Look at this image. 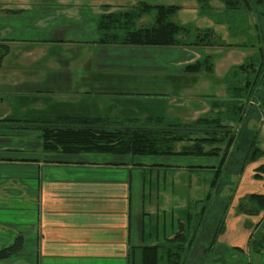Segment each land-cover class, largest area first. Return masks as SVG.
I'll list each match as a JSON object with an SVG mask.
<instances>
[{
    "label": "crops",
    "instance_id": "obj_1",
    "mask_svg": "<svg viewBox=\"0 0 264 264\" xmlns=\"http://www.w3.org/2000/svg\"><path fill=\"white\" fill-rule=\"evenodd\" d=\"M29 1L22 0L20 9L11 11L8 0H0V38L11 44L0 68V106L5 96L15 98L20 110L0 114V126L1 121L17 116L23 104L30 103L33 105L26 106L38 118L49 115L126 121L165 117L189 123L212 114V98L218 94L209 91V82L203 89L190 92L193 82L207 73L184 70L187 64L204 57L208 49L96 42L98 19L109 13L107 9L129 8L139 1L164 4L158 3L160 0H95L91 12L82 0L69 11H55L53 24L41 27L40 13H34L40 6ZM34 1L40 4V0ZM196 7L197 2L192 9L202 18ZM181 10L185 11L184 5L177 13ZM205 17L204 23H213L210 27L216 30V19ZM14 19L21 22L16 24ZM185 22L187 19H181L179 23L190 24ZM54 25H60L61 31L55 32L53 41L65 46V52L77 45L85 47L84 53L81 50L77 57L50 60L48 67L31 75L17 70L19 73L2 78L13 45L40 40L33 32ZM65 25L69 29L63 32ZM39 125L34 126L32 135L29 128L18 126L15 133L0 132V250L22 240V246L0 264H135L132 257L141 258L143 245L162 244L172 238L167 237L163 195L153 201L152 191L162 172L193 166L185 163L182 155L46 149Z\"/></svg>",
    "mask_w": 264,
    "mask_h": 264
},
{
    "label": "trees",
    "instance_id": "obj_2",
    "mask_svg": "<svg viewBox=\"0 0 264 264\" xmlns=\"http://www.w3.org/2000/svg\"><path fill=\"white\" fill-rule=\"evenodd\" d=\"M215 0H196L201 13H207ZM224 6L228 23L233 15L246 13L247 28L244 24L235 28L237 33H249L247 42L240 46L255 47L257 41L264 42V0H217ZM180 6L152 4L139 1L127 9L115 10L102 14L97 23V43L122 46L151 47H210L214 46L216 31L214 28H201L191 24H181L174 20ZM155 13L150 26L137 27L138 21L147 14ZM255 19L251 24V18ZM239 27V28H238ZM245 29V30H244ZM257 33L254 38L251 30ZM261 39V40H260ZM222 45H226L223 44ZM10 46L0 38V68ZM243 63L234 65L226 73V98H216L212 103V114L201 116L189 123L165 117H148L126 121H112L103 118H79L75 116L36 118L42 132L43 147L56 149L61 147L66 152L108 153L131 156L157 155H193L232 152L242 154L248 163L264 156L259 147L258 132L250 120L243 114L257 110L264 115V51L259 48L248 56ZM211 54L187 64L184 70L190 74L211 73L214 71ZM258 97V106L254 103ZM247 102V105H244ZM253 117H259L254 115ZM227 121V122H226ZM241 123V127L237 123ZM256 127V126H255ZM179 143H184L181 148ZM224 146V147H223ZM223 147V149H222ZM244 163V165H245ZM244 165L240 167L244 169ZM239 172L238 167H233ZM264 174V163L256 168V176ZM250 201L257 204L254 211L264 210V193H252ZM165 243L143 245L141 264H184V255L190 247V237L179 230ZM249 245L264 253V233L250 237ZM22 246L21 238L14 245L0 250V260L10 257ZM129 260V256H128ZM134 260V257H132Z\"/></svg>",
    "mask_w": 264,
    "mask_h": 264
},
{
    "label": "rangeland",
    "instance_id": "obj_3",
    "mask_svg": "<svg viewBox=\"0 0 264 264\" xmlns=\"http://www.w3.org/2000/svg\"><path fill=\"white\" fill-rule=\"evenodd\" d=\"M22 0H8L7 8L11 11L20 9ZM82 0H40L38 4L34 0L29 1L35 5H39L34 13H40V27L42 24H53L51 17L57 12H65L75 7ZM25 3V2H23ZM84 8L94 9L95 0H83ZM157 4L155 2H151ZM158 3L165 5L185 6V11H179L174 20L181 21L187 19V22L192 25L212 26L213 23H204L206 21V14H202L199 18L198 12L193 11L192 7L196 6V0H160ZM212 7L207 12L208 18L216 19L218 25L216 28L217 40L214 46L203 47L208 49L206 54H211L212 63L214 64V71L202 75V78L196 80L191 85L190 92L196 89H203V84L209 82V91L218 94L217 98H226V73L234 65L243 63L248 56L255 54L259 48H263L264 42L257 41L255 47H242L240 43L249 40L248 32L245 34L237 33L235 28L244 24L247 28L246 13L241 15H233L227 20V15L224 12V6L220 1L211 2ZM184 8V7H182ZM199 9V7H196ZM127 8H117V10ZM86 10V9H85ZM115 10L107 9V12ZM91 12V11H90ZM189 12V13H188ZM188 14V17L183 16ZM155 13L144 15L137 24V27L150 26L154 22ZM15 17V16H14ZM9 20V19H8ZM15 23L19 24L21 19H14ZM27 22V21H26ZM25 22V23H26ZM255 19L251 18L253 25ZM235 25V28L234 26ZM70 26V25H69ZM68 27L65 25L66 32ZM239 28V27H238ZM245 30V29H244ZM61 31L60 25L50 26L40 32H33L36 39L34 42H19L13 45L12 52L8 55L6 61V70L2 73V78H9V74L19 73L21 70L25 74H33L34 71L42 67H48V61H54L56 58L63 60L59 57H77L81 50L84 53L85 47H74L65 52V46L60 42L53 41L55 32ZM252 38L257 33L253 29L250 31ZM52 37V38H51ZM226 44V45H222ZM11 46V44H10ZM14 49V50H13ZM205 54V55H206ZM38 58L40 61H35ZM12 59V60H11ZM18 60V61H16ZM10 61H13L11 64ZM23 67L24 69L15 68ZM49 72V70L47 71ZM206 78L207 81H204ZM224 86V89H222ZM218 89V91H217ZM20 91V90H18ZM202 91V90H201ZM218 92V93H217ZM23 95L32 92H22ZM212 96V97H214ZM4 103L0 106V114L4 111L11 112L18 109L15 98H7L3 96ZM216 98H212L214 101ZM254 103V107L258 106V97ZM203 103V101H202ZM43 104V103H42ZM30 104H23L21 112L15 116L8 118L0 126V132L15 133L18 131L16 126L21 128H29V134L32 135L36 132L34 128V120L38 115L32 114L29 111ZM247 105V102L244 104ZM243 114V118L250 120L248 126L254 125V130L258 132L259 147L264 150V115H260L256 110ZM254 115L259 117H253ZM45 118L49 115H42ZM1 117V116H0ZM227 122V121H226ZM240 128L241 123L236 122ZM256 126V127H255ZM186 145L179 143L177 147ZM224 147V146H223ZM222 147V149H223ZM185 163L190 166L183 171H172L167 173L162 172L161 177L156 179V184L153 186L152 191L153 201H159V196L163 195L161 203L166 206L167 216V237H174L175 234L181 229L190 237V247L186 250L184 255V264H264V253L254 251L249 245L250 237H256L264 233V210L255 208L256 203L250 201L249 195L252 193H264V174L256 176V168L264 163V156L255 162L245 163V154H236L232 152H221L217 154H206L202 156L182 155ZM199 163V165H198ZM245 163V165H244ZM244 165V169L240 167ZM233 167H238L239 172H234ZM161 204V205H162ZM163 218V217H162ZM179 221L181 224L179 226ZM175 224V225H173ZM175 226V227H174ZM165 243V242H164ZM136 260V261H135ZM135 264H141V258H136L132 261Z\"/></svg>",
    "mask_w": 264,
    "mask_h": 264
}]
</instances>
